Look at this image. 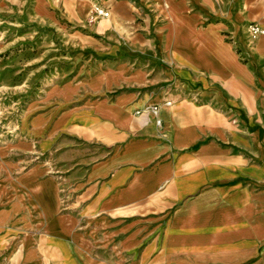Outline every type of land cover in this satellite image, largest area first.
<instances>
[{"label": "crops", "instance_id": "crops-1", "mask_svg": "<svg viewBox=\"0 0 264 264\" xmlns=\"http://www.w3.org/2000/svg\"><path fill=\"white\" fill-rule=\"evenodd\" d=\"M93 2L0 21V52L38 40L0 264H264V0Z\"/></svg>", "mask_w": 264, "mask_h": 264}, {"label": "rangeland", "instance_id": "rangeland-1", "mask_svg": "<svg viewBox=\"0 0 264 264\" xmlns=\"http://www.w3.org/2000/svg\"><path fill=\"white\" fill-rule=\"evenodd\" d=\"M14 1L17 4L15 3V6H11L18 9L21 0ZM57 1L59 5L63 2V0ZM104 1L95 0L90 7L92 8L99 4L105 6ZM30 5L29 0L25 13H20L17 10H15V13L0 12V21L4 20V25L20 28L18 25L12 24V22H25L26 11L30 12ZM86 22L88 23L87 20ZM37 42L38 40L35 41L34 39L21 41L0 52V158L4 166L6 161L3 158L4 154L1 152L3 147L17 141L24 133L21 126V115L29 99L30 92H22V88L19 85L22 82L25 71L33 70V66L29 65V62L33 60V47H36Z\"/></svg>", "mask_w": 264, "mask_h": 264}, {"label": "built area", "instance_id": "built-area-1", "mask_svg": "<svg viewBox=\"0 0 264 264\" xmlns=\"http://www.w3.org/2000/svg\"><path fill=\"white\" fill-rule=\"evenodd\" d=\"M110 16H111V11L107 7L99 4V5H95L91 10H89L87 21L88 23L92 24L100 18H108ZM249 30L254 35L264 33V28L255 24H251L249 26ZM167 103H171V101H167ZM153 111L157 112V107H154ZM160 121L161 120H159V122Z\"/></svg>", "mask_w": 264, "mask_h": 264}, {"label": "bare ground", "instance_id": "bare-ground-1", "mask_svg": "<svg viewBox=\"0 0 264 264\" xmlns=\"http://www.w3.org/2000/svg\"><path fill=\"white\" fill-rule=\"evenodd\" d=\"M94 7V6H93Z\"/></svg>", "mask_w": 264, "mask_h": 264}]
</instances>
